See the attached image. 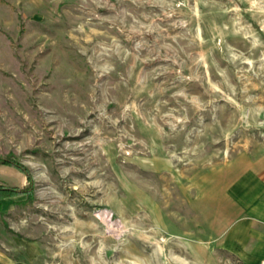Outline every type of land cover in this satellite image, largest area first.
Wrapping results in <instances>:
<instances>
[{
  "label": "rangeland",
  "instance_id": "rangeland-1",
  "mask_svg": "<svg viewBox=\"0 0 264 264\" xmlns=\"http://www.w3.org/2000/svg\"><path fill=\"white\" fill-rule=\"evenodd\" d=\"M263 153L264 0H0V264H245Z\"/></svg>",
  "mask_w": 264,
  "mask_h": 264
},
{
  "label": "crops",
  "instance_id": "crops-1",
  "mask_svg": "<svg viewBox=\"0 0 264 264\" xmlns=\"http://www.w3.org/2000/svg\"><path fill=\"white\" fill-rule=\"evenodd\" d=\"M233 210L221 247L245 264L264 259V153L248 158L245 172L232 177ZM238 207V208H237Z\"/></svg>",
  "mask_w": 264,
  "mask_h": 264
},
{
  "label": "trees",
  "instance_id": "trees-1",
  "mask_svg": "<svg viewBox=\"0 0 264 264\" xmlns=\"http://www.w3.org/2000/svg\"><path fill=\"white\" fill-rule=\"evenodd\" d=\"M13 165L15 167H17L18 169L24 171L27 176L28 179L30 181V184L33 182V177L31 175L30 169L25 166L24 164L10 158V157H0V165ZM24 193H30V189L29 188H18V187H13V186H1L0 185V198L3 197H7V196H14V195H20V194H24Z\"/></svg>",
  "mask_w": 264,
  "mask_h": 264
},
{
  "label": "built area",
  "instance_id": "built-area-1",
  "mask_svg": "<svg viewBox=\"0 0 264 264\" xmlns=\"http://www.w3.org/2000/svg\"><path fill=\"white\" fill-rule=\"evenodd\" d=\"M259 264H264V259H262V260L259 262Z\"/></svg>",
  "mask_w": 264,
  "mask_h": 264
}]
</instances>
